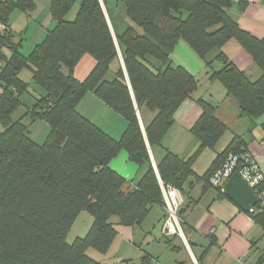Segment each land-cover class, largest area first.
Returning a JSON list of instances; mask_svg holds the SVG:
<instances>
[{
	"label": "trees",
	"instance_id": "trees-1",
	"mask_svg": "<svg viewBox=\"0 0 264 264\" xmlns=\"http://www.w3.org/2000/svg\"><path fill=\"white\" fill-rule=\"evenodd\" d=\"M74 3L51 0L54 25L24 55L9 20L16 9L33 13L37 1L0 0V23L7 29L0 34V264H102L93 254L108 252L117 226L142 227L155 207L164 208L160 182L186 196L198 185L203 192L215 188L223 194L211 179L228 158H237L236 172L253 161L236 137L203 175L195 172L201 153L213 150L228 130L216 117L217 106L204 97L196 100L202 112L190 130L197 142L191 156L167 150L156 169L148 149L162 146L176 111L198 89L196 77L171 62L181 40L205 60L210 81H219L243 114L264 115V38L243 30L230 16L233 0H123L127 21L121 32L110 24L105 0H82L75 18L68 19ZM246 6L241 3V8ZM232 40L251 55L262 72L259 80L253 82L223 51ZM214 52L218 54L211 58ZM85 56L95 66L79 80L75 70ZM214 61L221 64L219 70ZM25 71L31 82L21 78ZM32 83L43 93L15 119L24 106L21 96ZM89 93L126 121L119 139L78 110ZM141 110L153 115L145 131ZM28 117L49 126L44 144L31 139L24 123ZM122 151L143 171L135 185L110 166ZM254 192L258 203L247 214L264 227V179ZM84 212L93 222L85 237L69 243ZM148 259L142 264H149Z\"/></svg>",
	"mask_w": 264,
	"mask_h": 264
},
{
	"label": "crops",
	"instance_id": "crops-1",
	"mask_svg": "<svg viewBox=\"0 0 264 264\" xmlns=\"http://www.w3.org/2000/svg\"><path fill=\"white\" fill-rule=\"evenodd\" d=\"M36 1L37 7L33 16H37L39 5L43 2V0ZM48 2L50 3L51 0ZM241 3H246L247 6L241 8ZM229 14L243 30L257 38H264V0H233ZM42 16L40 15V19L43 24H47V27H43L38 40H42L47 30L54 25L50 10L45 11ZM108 19L112 25L109 14ZM223 51L253 82L261 78L262 72L239 42L232 40ZM217 54L218 52H214L210 57L213 58ZM171 62L173 66H181L191 72L198 80V89L193 98L184 101L175 113V122L171 129L175 140L170 141L171 144L164 141L162 146L148 145L154 167L157 169V164L167 150L183 157L192 155L197 148V142L190 130L202 112L196 100L204 97L217 106L216 117L227 126L228 130L213 150L205 152V157L210 159L208 165L202 169H198L195 165V172L203 175L216 156L238 137L248 147L264 178V115L255 118L243 114L238 102L227 95L225 87L219 81H210V69L206 67L205 60L201 59L185 41L181 40L178 43L171 54ZM94 66L95 60L85 56L76 67V77L84 80ZM213 67L219 70L221 64L214 61ZM86 99L85 106L90 104L96 107L99 115L101 114L100 117L92 115L93 119L87 118L113 138L119 139L126 129V121L92 93L87 94ZM138 116L144 131L152 121L153 115L141 110ZM110 166L127 181L132 182V185L143 176V171L129 161L125 151L113 158ZM183 198L184 239H179L185 244L183 247L186 246L192 260H180L175 257L163 259L166 253L178 256L177 252L182 248L176 243L178 237H163L162 226L166 213L161 207L152 210L142 227L117 226V237L108 252L106 254L95 252L93 255L102 264H142L145 256L149 257L147 261L149 264H259L261 262L260 258L264 256V227L254 222L246 212L215 188L203 192L202 186L198 185L188 196L183 195ZM205 251L207 252L203 255ZM202 257L203 260L199 263L198 258Z\"/></svg>",
	"mask_w": 264,
	"mask_h": 264
},
{
	"label": "rangeland",
	"instance_id": "rangeland-1",
	"mask_svg": "<svg viewBox=\"0 0 264 264\" xmlns=\"http://www.w3.org/2000/svg\"><path fill=\"white\" fill-rule=\"evenodd\" d=\"M107 4V8L109 11V15L111 18V21L113 25L115 26L116 30L121 32L124 27L126 28V21H127V12L126 7L123 3V0H105ZM82 0H75L74 6L72 7V10L70 11L68 15V19H74L75 15L77 14V11L79 10V6L81 5ZM36 10V9H35ZM50 10V3L48 0H46V3H44V0L42 3H40L38 8V14L37 16H33V13H25L19 9H16L12 15L10 16V24L11 27L14 30L15 35V41L19 42L22 40L23 42V48L22 53L24 55H29L35 45L42 40H38L40 38V33L43 31V27H47V24H43L40 15H44L45 11ZM43 17V16H42ZM120 24V26H118ZM23 32L21 35L20 32ZM46 35V34H45ZM45 37V36H44ZM38 41V42H37ZM21 78L27 82H31V74L28 71H25L22 73ZM201 78V77H200ZM43 93V90L39 86H35L33 83L31 84V87L28 92L24 93L21 96V101L23 102L24 106L13 116L15 119L20 118L27 108H31L35 105L37 100L41 97ZM89 98V97H88ZM84 101L81 103L80 107H78V110L85 116L90 117L93 119L92 115H95L96 117H100V115L97 113L96 107L88 104L85 106V103L87 101L86 97L83 99ZM94 116V117H95ZM96 121V120H95ZM24 123L28 127V132L33 141H35L37 144H44L47 140V137L50 133L49 126L41 120L33 121L29 117L24 120ZM174 126V125H173ZM172 129V128H171ZM170 131L167 133V135L164 137L163 142L165 141L167 144L172 140H175L174 132ZM2 131V124L0 121V132ZM171 132V133H170ZM210 150L206 149L204 150L201 155L196 160L195 165H197L198 169H202L206 167L210 161V159L205 157V152H208ZM212 152V151H211ZM223 189V188H222ZM92 217L88 213H83L77 220L75 227L70 232V235L68 236V242L72 243L77 237H85L88 229L91 225ZM176 243L181 246V253L180 251L177 252L179 255H168L167 253L164 254V260H167L170 257H175V259H185L186 261L192 260V257L189 253V251L183 247V244L181 240L184 238L180 236H175ZM181 240H180V239ZM185 245V244H184ZM264 249V248H263ZM264 261V256L262 257ZM264 264V263H263Z\"/></svg>",
	"mask_w": 264,
	"mask_h": 264
},
{
	"label": "built area",
	"instance_id": "built-area-1",
	"mask_svg": "<svg viewBox=\"0 0 264 264\" xmlns=\"http://www.w3.org/2000/svg\"><path fill=\"white\" fill-rule=\"evenodd\" d=\"M6 30V27L0 23V34H5ZM236 161V157L230 156L224 166L214 174L211 179V183L214 187H219L221 189L224 187L225 183L236 172ZM250 164L251 165L245 167L238 173H240L245 181L254 189L264 178L256 162L253 160ZM160 186L166 213V218L162 227V235L164 237L180 236L184 238L182 229L183 220L180 216V210L184 206L183 195L181 191L175 187L166 186L162 182H160ZM262 196L264 197V192L262 193ZM254 212L255 209H252L250 213Z\"/></svg>",
	"mask_w": 264,
	"mask_h": 264
},
{
	"label": "water",
	"instance_id": "water-1",
	"mask_svg": "<svg viewBox=\"0 0 264 264\" xmlns=\"http://www.w3.org/2000/svg\"><path fill=\"white\" fill-rule=\"evenodd\" d=\"M222 192L228 199L246 213L251 212L258 203V198L255 195L253 188L238 172H235L229 178L225 183Z\"/></svg>",
	"mask_w": 264,
	"mask_h": 264
},
{
	"label": "bare ground",
	"instance_id": "bare-ground-1",
	"mask_svg": "<svg viewBox=\"0 0 264 264\" xmlns=\"http://www.w3.org/2000/svg\"><path fill=\"white\" fill-rule=\"evenodd\" d=\"M254 190V189H253Z\"/></svg>",
	"mask_w": 264,
	"mask_h": 264
}]
</instances>
